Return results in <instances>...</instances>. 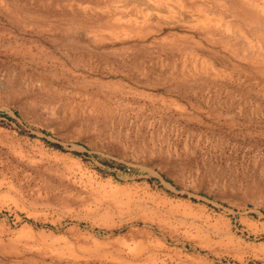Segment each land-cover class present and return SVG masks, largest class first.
I'll return each instance as SVG.
<instances>
[{"label":"rangeland","instance_id":"rangeland-1","mask_svg":"<svg viewBox=\"0 0 264 264\" xmlns=\"http://www.w3.org/2000/svg\"><path fill=\"white\" fill-rule=\"evenodd\" d=\"M0 264H264V0H0Z\"/></svg>","mask_w":264,"mask_h":264}]
</instances>
